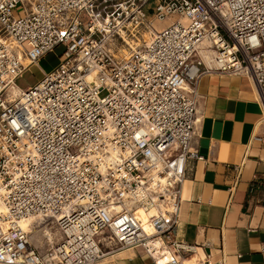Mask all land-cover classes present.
<instances>
[{
  "label": "built area",
  "instance_id": "1",
  "mask_svg": "<svg viewBox=\"0 0 264 264\" xmlns=\"http://www.w3.org/2000/svg\"><path fill=\"white\" fill-rule=\"evenodd\" d=\"M149 1L0 0V264H93L128 248L153 264L196 254L173 238L185 164L202 160L196 83L245 77L264 131V0H153L147 18ZM59 44L58 66L14 92ZM29 215L57 230L41 250L17 224Z\"/></svg>",
  "mask_w": 264,
  "mask_h": 264
},
{
  "label": "crops",
  "instance_id": "2",
  "mask_svg": "<svg viewBox=\"0 0 264 264\" xmlns=\"http://www.w3.org/2000/svg\"><path fill=\"white\" fill-rule=\"evenodd\" d=\"M195 90L193 144L202 160L185 164L173 238L193 244L196 254L177 257L180 264L203 256L211 264H264L261 105L243 76L206 74ZM93 264L153 263L128 248L103 253Z\"/></svg>",
  "mask_w": 264,
  "mask_h": 264
},
{
  "label": "rangeland",
  "instance_id": "3",
  "mask_svg": "<svg viewBox=\"0 0 264 264\" xmlns=\"http://www.w3.org/2000/svg\"><path fill=\"white\" fill-rule=\"evenodd\" d=\"M153 6H154V1L150 0L147 3V5L144 7V12H145L147 18H151V11L149 9H152ZM12 11L14 12V10H12ZM175 18H176V15L171 14L162 20L152 19L151 27L154 30L158 31V30L164 28L165 26H167V24H169V22L171 20H174ZM140 36L144 40L147 39V37H148L147 33H143V34L141 33ZM62 50H63V46L61 44H59L58 46L53 48L50 52L45 54L42 58H40L38 60L37 64H33L28 69H26L19 77H17L14 80L13 83L15 85V88H18L20 90H25L28 87H31L35 83L38 82V80L42 76V72H48L51 69L57 67L61 61ZM35 224L36 225H34V226L36 228V231L33 232L31 235L34 238L33 240L35 242L39 241V242L46 243V238H44L42 236V232H41V230L43 228L49 229L48 231L52 234V238H53L52 240L53 241H55L57 239L58 233H57V230H56L54 224L48 223L47 225L43 226V225H41L40 221L35 222ZM36 246L40 249L43 247V244H40V245L37 244Z\"/></svg>",
  "mask_w": 264,
  "mask_h": 264
},
{
  "label": "bare ground",
  "instance_id": "4",
  "mask_svg": "<svg viewBox=\"0 0 264 264\" xmlns=\"http://www.w3.org/2000/svg\"><path fill=\"white\" fill-rule=\"evenodd\" d=\"M13 90H14V92L19 91V89L18 88H15V87H14ZM136 214L139 215L140 214L139 211H137ZM38 221H40L38 216H36V215H29V216H26V217H23V218H20L19 220H17V224L21 228H23L25 230H28L29 231V234H30V237L32 239V236L31 235H32L33 232L36 231V228H35L34 225H36L35 222H38ZM48 230L49 229H47V228H43L41 230L42 236L44 238H46V242H52V239H53L52 238V234ZM32 241H33V239H32ZM35 244L36 245L37 244L39 245V244H43V242H39V243H35Z\"/></svg>",
  "mask_w": 264,
  "mask_h": 264
}]
</instances>
